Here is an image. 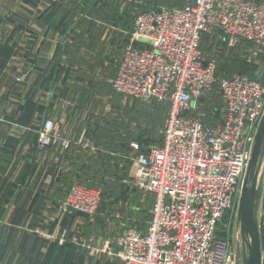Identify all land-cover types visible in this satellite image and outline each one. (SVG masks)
I'll use <instances>...</instances> for the list:
<instances>
[{
    "label": "crops",
    "instance_id": "0c3cea01",
    "mask_svg": "<svg viewBox=\"0 0 264 264\" xmlns=\"http://www.w3.org/2000/svg\"><path fill=\"white\" fill-rule=\"evenodd\" d=\"M93 1L0 0V264H122L116 236L131 227L147 229L151 197L147 202L148 195L139 190L140 208H134L137 199L125 190L115 191L113 199L104 200L93 215L62 213L59 204L72 185L99 178L129 184L133 169L125 162L118 168L107 164L108 155L94 156L75 143L68 150H40L37 143L38 125L48 116L66 127L70 136L77 137L82 130L85 135L95 134V148L88 146L91 150L109 145L117 148V155L126 151L127 144L122 143L126 138L116 136L124 128L116 126L112 111L100 108L102 100L112 104V97L133 100L111 86L124 49L131 43L132 25L107 22L94 13L98 4L83 11ZM215 37H203V56L216 57L217 71L223 72L225 65L226 77L240 73L234 72L239 55L219 43L215 48L220 46L222 53L211 50ZM254 69L245 74L255 79L262 75L259 81L264 83V65ZM208 97L207 113L217 107L215 102L222 106L217 89ZM95 111L103 114L102 128H94ZM191 115L197 117V111ZM199 118L206 124L219 122L215 115ZM64 230L66 240L61 241ZM75 236L82 241L68 242Z\"/></svg>",
    "mask_w": 264,
    "mask_h": 264
},
{
    "label": "built area",
    "instance_id": "2783aa9c",
    "mask_svg": "<svg viewBox=\"0 0 264 264\" xmlns=\"http://www.w3.org/2000/svg\"><path fill=\"white\" fill-rule=\"evenodd\" d=\"M204 34L228 48L243 40L264 49V0H195L137 14L131 43L111 80L118 94L168 105L161 142L145 148L130 143L134 184L153 202L145 232L131 227L116 236L122 264H235L228 235L218 233L228 234L236 218L264 113V83L245 73L217 75L216 60L201 51ZM214 89L222 110L213 107L207 113L204 103ZM208 114H216L219 122L199 118ZM36 132L39 147L54 145L60 135L52 119H44ZM68 192L62 213L97 212L99 191L74 184ZM66 236L64 230L61 241ZM70 241L78 244L82 238Z\"/></svg>",
    "mask_w": 264,
    "mask_h": 264
},
{
    "label": "rangeland",
    "instance_id": "374dc122",
    "mask_svg": "<svg viewBox=\"0 0 264 264\" xmlns=\"http://www.w3.org/2000/svg\"><path fill=\"white\" fill-rule=\"evenodd\" d=\"M188 1L189 0H99L98 1L99 4L98 3H97L98 5L96 4L97 6H96V10L94 11V13H97L103 16L104 20H106L107 22L117 21L123 25L129 24V26L131 27V25L133 26L132 23L134 21L135 16L140 11L150 7L152 4L159 5L157 6L159 8L160 6L169 7V6H172L173 4H179V3L182 4ZM91 3L92 2H90V4ZM88 8H90V6L83 9V11H88ZM203 37L207 39L209 35L204 34ZM203 37L201 40V44L203 42ZM215 38L211 41L213 45V49L211 50H214L216 54L222 53V49L219 48L221 44L220 46L215 48L216 43H218V40ZM241 41L243 40H240L236 47L229 48V50L234 52L235 56L236 55L240 56V59L235 61V64H236L235 66L238 65V67L236 69L234 68V71H240V70L252 71L255 68V66L264 65V60H263L264 49L255 46L251 42H246V43L242 42L243 43L242 44L240 43ZM211 50L210 52L208 51L209 54H211ZM225 53H226V50H225ZM207 57H209V55ZM210 57H212V55ZM213 58L216 59V57H213ZM232 61L230 63H227L226 65L229 66L232 63ZM222 67L224 69L222 71L225 72V65L224 66L222 65ZM256 71H259V69H257ZM16 81L18 82L19 79L17 78ZM112 98L110 101L112 102L113 105L109 102L107 103V102H104V100H102V105L100 109L102 110L101 112L112 111L115 115L114 118H115L116 126H122L124 128L125 130L124 133H121L119 129H116L117 133H121V134H117L116 136L121 137L122 140L126 138L127 141L122 142L123 144L125 143L127 144L126 151L121 152L120 155H117V153L115 152L117 148H115L114 146L113 148H110L109 145H107L108 147L107 146H102L103 148L96 147L98 148L97 150H91L88 148V146L90 147L93 146L92 143L94 142L95 134L93 135L92 133H90L89 135L88 134L85 135L86 133L85 130H82L79 136L73 137V136L68 135L66 127L60 126L57 123H56L57 128L60 130V135L57 136V142L52 146L50 145V146H45V147H39V149L44 150L46 148L55 147L59 149L61 148V149L68 150L69 146L75 143L79 146V148L83 150H89L90 153L93 154L94 156H96L98 152L108 155V158L105 159V161H107V164L108 162L109 164H112V165L116 164L118 168L119 163L122 166V164L125 162V165L129 166L132 169L131 162L129 160V155L131 154L130 143L131 142L138 143L134 139H139L141 141L143 140L145 143L150 142L152 140H156L160 136V130L163 127V124L165 121V117H166L165 112L167 108L165 105L158 104L154 100H148V101L141 100V102H135L134 101L135 98L133 97H131L133 98V100H128V99H125L119 96L115 97L116 100H113ZM219 103L220 102H217V103L215 102L217 107L219 106L220 110L218 108V111L220 112L222 110L221 109L222 106H220ZM103 105H104V109H103ZM101 112H98V111L94 112V116L97 118V120H95L94 128L96 127L102 128V126L104 125V121L102 119L103 114ZM44 119H51V118L48 116L43 117L40 124L43 122ZM63 142H69V145L67 147H63L62 145H60V143H63ZM37 143H38V135H37ZM102 170L104 173L108 174V172H106L104 168ZM124 170L126 169L124 168ZM81 182L85 184H80V185L95 189L101 193V196H100L101 201H100L99 208L100 206L103 205L104 200L113 199V197L115 196L114 195L115 191H125V190L127 193L132 192L135 198L137 199L136 202L133 204L134 208H138V207L140 208V202H139L140 198L137 197L138 195L140 196V194H138L139 192L138 188L135 186L134 181H133V171L128 180L129 184H124L120 180L108 182L105 180H101L100 178L90 183L86 182L85 180ZM68 196H69V192H67L66 196L63 198L61 203H63V201L68 198ZM146 197H147V202H148L149 201L148 199L150 198V196H146ZM127 199H130V198L127 197ZM61 203L59 204V207ZM260 225H261V229H262L261 231H262V236H263V264H264V200L263 202H261V208H260ZM224 234L228 235L229 240H230L231 251L232 253L235 254V240L238 237V230L235 228V221H232V223L230 224L229 229H228V234L227 232H225Z\"/></svg>",
    "mask_w": 264,
    "mask_h": 264
},
{
    "label": "water",
    "instance_id": "95a60500",
    "mask_svg": "<svg viewBox=\"0 0 264 264\" xmlns=\"http://www.w3.org/2000/svg\"><path fill=\"white\" fill-rule=\"evenodd\" d=\"M95 0L93 6L98 3ZM258 80L262 75L256 76ZM264 195V113L253 137L249 161L241 185L237 205L235 228V264H263L260 208ZM83 216L86 213L78 212Z\"/></svg>",
    "mask_w": 264,
    "mask_h": 264
},
{
    "label": "trees",
    "instance_id": "16d2710c",
    "mask_svg": "<svg viewBox=\"0 0 264 264\" xmlns=\"http://www.w3.org/2000/svg\"><path fill=\"white\" fill-rule=\"evenodd\" d=\"M99 4V3H98ZM178 6H180V5H178ZM238 67V65L236 66V68ZM235 72V71H234ZM236 72H240V73H248L249 71L247 70H240V71H236ZM216 73H217V75H219V76H223V77H226L224 74H226V70H225V72H221V71H217L216 70ZM222 73V74H221ZM254 77V76H253ZM135 102H141V100H135ZM157 103L158 104H163V105H165L166 106V108H167V110H166V108H165V110H166V116H167V113H168V105L167 104H165V103H162V102H158L157 101ZM40 124V123H39ZM134 140H136L139 144H140V146L143 148L144 146H146V145H143L142 144V142H141V140H139V139H134ZM150 142H154V143H160L161 142V140L158 142V140L156 141V140H152V141H150ZM148 196H150L151 197V204H152V202H153V197L151 196V195H148ZM263 200H264V196H263V199H262V202H263ZM151 206V205H150ZM262 230V229H261ZM225 232H221V231H219V235L220 236H225V234H224ZM261 237H262V247H263V236H262V231H261Z\"/></svg>",
    "mask_w": 264,
    "mask_h": 264
}]
</instances>
